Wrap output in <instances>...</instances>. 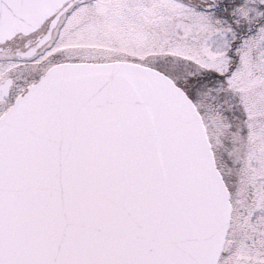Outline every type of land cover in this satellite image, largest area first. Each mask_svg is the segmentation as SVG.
Wrapping results in <instances>:
<instances>
[{"label":"snow or ice","instance_id":"1","mask_svg":"<svg viewBox=\"0 0 264 264\" xmlns=\"http://www.w3.org/2000/svg\"><path fill=\"white\" fill-rule=\"evenodd\" d=\"M0 264H264V0H0Z\"/></svg>","mask_w":264,"mask_h":264}]
</instances>
